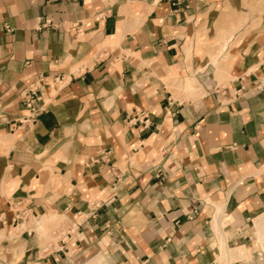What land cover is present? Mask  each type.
Instances as JSON below:
<instances>
[{
	"label": "crops",
	"instance_id": "0c3cea01",
	"mask_svg": "<svg viewBox=\"0 0 264 264\" xmlns=\"http://www.w3.org/2000/svg\"><path fill=\"white\" fill-rule=\"evenodd\" d=\"M262 215L264 0H0V264H251Z\"/></svg>",
	"mask_w": 264,
	"mask_h": 264
},
{
	"label": "built area",
	"instance_id": "2783aa9c",
	"mask_svg": "<svg viewBox=\"0 0 264 264\" xmlns=\"http://www.w3.org/2000/svg\"><path fill=\"white\" fill-rule=\"evenodd\" d=\"M46 23L47 22H45L43 27H45ZM6 31H8L7 28ZM61 82H62V78L55 79L53 83L60 84ZM47 85H48L47 79L40 76L37 78L35 82L24 88L21 94V99H22L23 108L28 113V116L25 118L24 123L33 122L35 115L39 112L44 111L45 103L42 101L40 90ZM74 228L75 225L72 224L71 229L68 230L67 234L73 232Z\"/></svg>",
	"mask_w": 264,
	"mask_h": 264
},
{
	"label": "rangeland",
	"instance_id": "374dc122",
	"mask_svg": "<svg viewBox=\"0 0 264 264\" xmlns=\"http://www.w3.org/2000/svg\"><path fill=\"white\" fill-rule=\"evenodd\" d=\"M260 218H264V215H262ZM262 231H263V233L261 234V236L258 239H255L254 236L249 234L247 247H248V249L249 248L253 249L252 250L253 253L250 256V258L253 259V260H251V264H256V263L257 264H264V228L262 229ZM254 245L257 246L256 250L254 249ZM216 264H224V262L217 261Z\"/></svg>",
	"mask_w": 264,
	"mask_h": 264
},
{
	"label": "bare ground",
	"instance_id": "6f19581e",
	"mask_svg": "<svg viewBox=\"0 0 264 264\" xmlns=\"http://www.w3.org/2000/svg\"><path fill=\"white\" fill-rule=\"evenodd\" d=\"M264 228V218H258L254 222V238L258 239L263 233L262 229Z\"/></svg>",
	"mask_w": 264,
	"mask_h": 264
}]
</instances>
